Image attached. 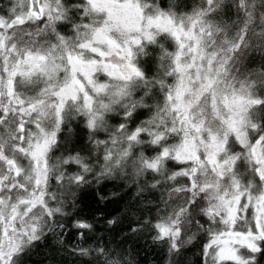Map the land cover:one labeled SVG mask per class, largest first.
I'll use <instances>...</instances> for the list:
<instances>
[{
	"label": "snow or ice",
	"instance_id": "obj_1",
	"mask_svg": "<svg viewBox=\"0 0 264 264\" xmlns=\"http://www.w3.org/2000/svg\"><path fill=\"white\" fill-rule=\"evenodd\" d=\"M264 264V0H0V264Z\"/></svg>",
	"mask_w": 264,
	"mask_h": 264
},
{
	"label": "trees",
	"instance_id": "obj_2",
	"mask_svg": "<svg viewBox=\"0 0 264 264\" xmlns=\"http://www.w3.org/2000/svg\"><path fill=\"white\" fill-rule=\"evenodd\" d=\"M140 258L144 261V264H160L159 257L152 254L145 255L143 251H141Z\"/></svg>",
	"mask_w": 264,
	"mask_h": 264
}]
</instances>
